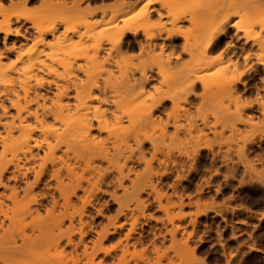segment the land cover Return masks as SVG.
Masks as SVG:
<instances>
[{
  "label": "bare ground",
  "instance_id": "bare-ground-1",
  "mask_svg": "<svg viewBox=\"0 0 264 264\" xmlns=\"http://www.w3.org/2000/svg\"><path fill=\"white\" fill-rule=\"evenodd\" d=\"M10 1L0 0V38L28 41L36 31L41 42H59L57 25L28 26L9 12ZM178 1L153 0L131 11L130 1L120 0L106 29L91 30L101 50H0V264H26L27 254L53 249L56 264H64L65 253L73 264H128L131 250L146 244L145 211L169 167L189 168L209 148L211 134L222 139L223 133L208 130L210 118L214 127H236L246 112L255 113L256 104L236 96L264 90V0H202L208 19L200 50L185 44L178 50L184 24L193 22ZM253 8L261 10L247 15ZM235 18L243 22L240 29ZM130 37H142L137 62L124 50ZM193 98L200 101L199 115L184 123L176 111ZM175 185L170 196L178 200L167 201L189 208ZM102 194L113 199L116 215L105 213L109 202L95 206ZM90 206L96 207L94 217ZM174 224L167 234L176 239L184 228L189 258L190 225ZM157 229L149 243L167 237L156 235Z\"/></svg>",
  "mask_w": 264,
  "mask_h": 264
},
{
  "label": "rangeland",
  "instance_id": "rangeland-1",
  "mask_svg": "<svg viewBox=\"0 0 264 264\" xmlns=\"http://www.w3.org/2000/svg\"><path fill=\"white\" fill-rule=\"evenodd\" d=\"M129 1L131 11H135L153 0ZM119 3H121L120 0H85L84 2L82 0H31L25 5V0H12V3L7 5L10 13L27 19L28 26L37 25L42 29H50L57 25V36L60 40L58 42L52 37H47L41 42L40 35L36 31H31L28 41L16 38L4 41L0 38V50H54L56 54H60V50L99 49L97 42L92 41L91 30L96 27L98 31L106 29L111 22V12L120 5ZM178 5L179 11H183L193 19V22L184 24L183 38L177 41L178 50H182L184 44L189 47V50H200L201 31L208 19L202 0H179ZM88 8V14L84 16L83 12ZM259 9L261 10V8H253L246 14L251 15L260 11ZM262 9L264 10V6ZM234 21L239 29L243 27L241 18H235ZM67 38H71V42L66 41L65 44L64 40ZM140 40L142 37H139L138 41L130 37L124 49L128 50L126 57L131 61L137 62L140 56L139 50H144L140 49ZM84 43L88 47L86 44L84 46ZM102 44L101 47L104 48L106 43L103 41ZM224 45L212 53L213 58L220 57ZM237 51L241 53L242 50ZM183 60L187 63L190 57L184 56ZM258 69L261 71L262 67ZM257 83L260 84L258 81ZM236 97L242 103L256 104L255 113L246 112L237 126H233L235 128L230 125L231 122L230 124L229 122L219 123L215 125V128L211 124L214 125L216 122L213 121L214 119L211 120V117L208 130L223 133L222 139L216 140L211 134L209 148L202 150L195 160L193 157L194 161L191 160L189 168L187 166L176 171V167L172 165L171 168L169 167V174L159 181V195H154V199L151 198L152 204L145 211L148 216L147 222L143 224L146 244L135 251L131 250V255L129 254L126 258L130 264H264V219H262L264 216V90L259 94L253 89L248 92L241 91ZM200 107V101L193 98V102L182 103L176 115L185 123L186 120L197 118ZM200 126L204 128L200 123L199 130ZM213 154L216 155V159ZM179 177L182 181L178 182L179 186L176 184L179 187H177L178 195L185 197L186 202H191H188L190 207L183 210L179 208L178 203H176L177 206L175 205L176 208L173 206L175 203L171 207V199H174L173 202L178 200L172 198L170 193ZM112 189L111 187L109 190L112 191ZM119 194L122 192L119 191ZM100 196L101 200H98L95 206L109 202L104 208L105 213L108 217L116 215L118 207L113 199H109V194ZM147 196L144 195L145 199ZM167 198L171 202L167 201ZM159 201L162 203H158ZM44 203L48 204L47 201ZM96 207H93V210L91 206L88 207L90 217L95 216ZM46 212L47 210L42 211V217H46ZM183 213L185 216L187 213L189 218L191 217L195 222L191 219L186 220L187 223L175 219L179 215L182 219ZM172 219L174 222L169 224ZM95 220L97 223L102 221L100 218H95ZM190 221L195 225L191 226L190 224L193 223ZM174 223L185 228L190 225L187 227V233L192 237L187 247L191 249L189 250L193 257L192 254L190 257L191 252H189V258H186L188 253L183 249V245L186 244H183L184 240L181 235L183 232L185 239L184 228L180 229L183 230L182 232L177 233L176 239L173 236L172 239L170 234H167V230L171 232L170 229L173 228ZM156 227L158 228L156 235L160 233L164 236L166 233L167 237L163 241L161 240L163 237L159 235L157 237L161 236V239L156 244H152L149 243L150 239L153 240L150 231ZM117 241L114 240L111 245L114 246L118 243ZM26 257V264H44L49 261L51 264H56L59 259L54 249L49 253L44 251L42 256L27 254ZM186 259L190 262L188 263ZM63 263L73 264L69 253L63 255Z\"/></svg>",
  "mask_w": 264,
  "mask_h": 264
}]
</instances>
